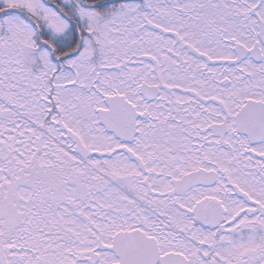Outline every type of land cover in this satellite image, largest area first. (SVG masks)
<instances>
[{"label": "snow or ice", "instance_id": "1", "mask_svg": "<svg viewBox=\"0 0 264 264\" xmlns=\"http://www.w3.org/2000/svg\"><path fill=\"white\" fill-rule=\"evenodd\" d=\"M0 264H264V0H0Z\"/></svg>", "mask_w": 264, "mask_h": 264}]
</instances>
